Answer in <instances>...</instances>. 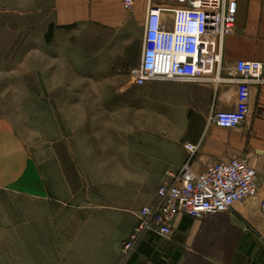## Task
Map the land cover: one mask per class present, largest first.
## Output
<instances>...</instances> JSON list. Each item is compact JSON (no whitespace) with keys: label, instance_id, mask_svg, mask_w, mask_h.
<instances>
[{"label":"crops","instance_id":"crops-1","mask_svg":"<svg viewBox=\"0 0 264 264\" xmlns=\"http://www.w3.org/2000/svg\"><path fill=\"white\" fill-rule=\"evenodd\" d=\"M236 4L235 29L223 43L221 78H235V63L248 61L263 65L264 79V0H236ZM46 14L50 27L57 30V50H62L67 63L56 71L59 152L50 161L55 162V169L48 170V175L42 172L44 168L38 169L14 128L2 121L0 191L30 202L38 200L40 210L55 213L56 237L51 248L57 255L62 253V258L72 253L63 264H128L132 258L134 264H143L144 259L147 264H160V259L172 264L176 258L174 264H264V83L250 89L247 119L234 129L216 127L209 116L234 109L235 86L207 83L198 86L210 92L209 111L206 108L200 112L196 121L190 120L182 131L173 128L167 141L147 143L146 151L141 148L145 145L142 141L153 139L155 134L149 131L158 123H134L143 132L137 134L135 150H130L127 110L120 112L121 119L114 125L115 130H124V136H113L109 146L102 144V138L94 140L90 125L83 128L79 139L76 120L81 109H86L89 116L92 109L112 108L118 101L114 93L119 92V99L125 96L127 100L134 92L130 85L97 83L94 77H111L113 62L127 60L129 48L132 57L136 56L142 47L146 0H136L132 12L124 11L120 0H50ZM111 35L119 37L117 47H113ZM144 86L146 93L168 100L182 97L187 103L194 98L195 89L189 87L176 96V87L169 84ZM155 110L150 108V114ZM109 123L114 122L111 119ZM187 144L197 147L192 157L197 173L232 158L245 161L255 171L257 195L226 213L197 219L179 215L172 226L171 241L148 236L124 254L122 245L128 242L137 223L135 214L154 205L157 189L179 174L187 158ZM135 151L133 158L130 154ZM148 240L152 244L154 240L162 241L166 248L154 252ZM146 247L148 254L144 253Z\"/></svg>","mask_w":264,"mask_h":264},{"label":"rangeland","instance_id":"rangeland-1","mask_svg":"<svg viewBox=\"0 0 264 264\" xmlns=\"http://www.w3.org/2000/svg\"><path fill=\"white\" fill-rule=\"evenodd\" d=\"M49 3L50 0H0V122L8 121L14 128L28 157L38 169L44 168L45 175L55 169V162L50 164V161H54L59 152L56 151V71L67 66L64 53L57 50V30L49 25V15L46 14ZM112 43L117 47L119 37L114 36ZM141 48L139 46L134 58L131 47L127 50V60H115L111 77H94L97 83L130 85L134 92L129 93L127 100L125 96L119 99V92L114 93V99L118 101L112 108L92 109L89 116L85 114L86 109H81L80 118L76 120L79 139L83 137V128L90 125L94 140L102 138V144L109 146L113 136L118 139L119 135L124 136V130L117 131L114 125L121 119L120 112L127 110L130 150H135L133 143L137 142V134L143 132L137 125L133 126L134 123L138 120L158 123L157 128L149 131L155 134L153 139L142 141L145 145L141 148L146 151L147 143L167 141L173 128L182 131L189 126L190 120L196 121L200 112L204 113L206 108L209 111L211 95L206 87L153 82L175 86L176 96L185 87L195 89L193 100L185 103L182 97L168 100L146 93L145 86H134L129 73L139 64ZM154 107L155 114H150V108ZM111 119L114 123H109ZM130 155L135 158L136 151ZM52 204L56 205V202ZM40 209L38 200L30 202L25 197L0 191V264H63L70 260L72 253L62 258V253L57 252L58 258L51 248V241L56 237L55 213L47 214ZM147 238L144 236L140 242ZM151 242L147 241L150 246ZM165 248L166 244L158 240H154L151 246L154 252ZM143 264H147V259Z\"/></svg>","mask_w":264,"mask_h":264},{"label":"built area","instance_id":"built-area-1","mask_svg":"<svg viewBox=\"0 0 264 264\" xmlns=\"http://www.w3.org/2000/svg\"><path fill=\"white\" fill-rule=\"evenodd\" d=\"M136 0H120L132 12ZM236 0H146V20L138 67L130 82L142 87L153 82L235 86V106L211 113L209 121L221 129H234L247 119L249 91L264 83L263 65L238 61L235 78H221L223 43L235 29ZM187 158L179 174L157 189V202L136 214V226L122 252L128 253L144 236L172 240L177 216L209 217L233 210L257 195L255 171L243 160L232 158L197 173L192 167L195 145H185ZM264 211V200L261 201Z\"/></svg>","mask_w":264,"mask_h":264},{"label":"trees","instance_id":"trees-1","mask_svg":"<svg viewBox=\"0 0 264 264\" xmlns=\"http://www.w3.org/2000/svg\"><path fill=\"white\" fill-rule=\"evenodd\" d=\"M144 253H145V254H148V253H149V249H148L147 247L144 248ZM177 261H178V258H176L175 261L172 262V264H174V263L177 262ZM134 262H135V258H132V259L129 261L128 264H134ZM159 263H160V264H165V262H164L163 260H161V259L159 260Z\"/></svg>","mask_w":264,"mask_h":264}]
</instances>
